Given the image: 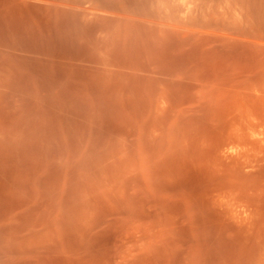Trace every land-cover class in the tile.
<instances>
[{"label": "rangeland", "instance_id": "1", "mask_svg": "<svg viewBox=\"0 0 264 264\" xmlns=\"http://www.w3.org/2000/svg\"><path fill=\"white\" fill-rule=\"evenodd\" d=\"M258 137L264 0H0V264H255Z\"/></svg>", "mask_w": 264, "mask_h": 264}, {"label": "bare ground", "instance_id": "2", "mask_svg": "<svg viewBox=\"0 0 264 264\" xmlns=\"http://www.w3.org/2000/svg\"><path fill=\"white\" fill-rule=\"evenodd\" d=\"M258 139H259V137L256 139L257 142H259L260 139H261V140L263 141L262 143H263V145H264V137H261L259 140H258ZM262 143H260V144L262 145ZM263 145H262V146H263ZM230 147H231V146H230ZM231 149H233V147H231ZM258 208H259V207H257V208L255 207V208H254V210L257 209V211H252V212L250 211V213L253 214L252 217L254 216V217H253L254 220H255V218H256L258 215H260V213H259V214H257V216L255 217V214H254L255 212H258V210H259V211L261 210L260 208H259V209H258ZM261 212H263V211L261 210ZM258 217H259V216H258ZM262 217H263V216H262ZM259 218H260V217H259ZM262 219H263V218H262ZM257 220H258V219L256 218V222H257ZM259 220H260V219H259ZM262 221H263V224H264V219H263ZM262 221L260 220V222H259V221H258V222H259V223H262ZM258 222H257V223H258ZM263 224H260V225H258V226H261V225H263ZM257 228H258V227H257ZM262 228H264V227H262ZM262 228H260V229H262ZM260 229H259V230H260ZM260 231H261V230H260ZM261 232L264 233V231H261ZM256 235H257V234H256ZM256 235H255V236H256ZM263 236H264V234H263ZM259 237H260V236H259ZM259 237H257V238H259ZM257 238H255V239H257ZM255 239H254V240H255ZM259 240H260V239H259ZM259 240L257 239V242H258L259 244H260V242L263 244V242H264L263 238H262L263 241H262V240L259 241ZM255 242H256V241H255ZM258 243H256V246H254L255 249H254V248H253V249H254V250L257 249V250L259 251L260 248H261V249H262V252H264V251H263V250H264V245H263V248H262V244H261V247H260ZM256 247H257V248H256ZM258 248H259V249H258ZM257 250H256V251H257ZM258 251H257V252H258ZM252 252H253V251H252ZM259 252L261 253V256H259V258L261 257V258H260V261H262V260H263L262 258H263L264 256L262 257V252H261V250H260ZM260 253H256V254H254V256H253V257H255V258H253V259L256 260V261H255V264H256V263H257V264H263V263H264V260H263V263H261L260 261L257 260L258 256H256V255H257V254L260 255ZM259 258H258V259H259ZM251 259H252V258H251ZM253 259H252V260H253ZM261 259H262V260H261ZM257 261H258V262H257ZM259 262H260V263H259Z\"/></svg>", "mask_w": 264, "mask_h": 264}]
</instances>
